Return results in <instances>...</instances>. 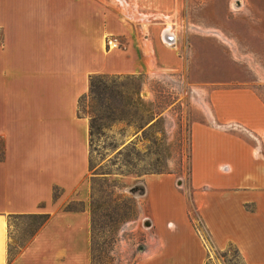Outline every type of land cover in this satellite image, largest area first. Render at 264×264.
Instances as JSON below:
<instances>
[{"label": "crops", "instance_id": "obj_1", "mask_svg": "<svg viewBox=\"0 0 264 264\" xmlns=\"http://www.w3.org/2000/svg\"><path fill=\"white\" fill-rule=\"evenodd\" d=\"M133 1L141 11L179 12L193 0ZM227 1L221 22L204 28L184 13L185 36L172 31L169 43L163 29L143 22L148 12L116 0H0V264H91L90 120L79 112L91 77L185 67L189 76L201 37L238 50L248 38L246 56L261 67L264 0ZM210 68L192 82L248 83L214 79ZM178 181L154 173L136 188L148 215L135 264H207L210 246H234L243 264H264L261 94L211 91L205 120L191 129L190 179ZM22 216L45 221L11 256L12 222Z\"/></svg>", "mask_w": 264, "mask_h": 264}, {"label": "rangeland", "instance_id": "obj_2", "mask_svg": "<svg viewBox=\"0 0 264 264\" xmlns=\"http://www.w3.org/2000/svg\"><path fill=\"white\" fill-rule=\"evenodd\" d=\"M116 1L143 10L137 3L132 4L133 0ZM227 2L193 0L188 8L183 4L179 12L172 8L167 12H141L149 13L144 23L164 31H182L185 36L189 25L184 13L189 12L192 22L204 28L221 22L223 13L230 11ZM235 8L233 3L230 9ZM249 41L242 40L239 50L226 44L228 51L223 44L209 45L199 38L191 54L189 76L187 67L182 72L158 69L144 74L95 75L94 92L89 91L79 104L80 114L89 118L91 125V264L137 262L147 236L144 222L148 204L135 190L143 187L147 175L154 173H173L179 184H188L191 129L195 122L205 120L211 91L250 88L264 97V60L258 67L248 59L246 50L253 46ZM207 62L211 65L208 74L214 79L248 83L192 82L207 78ZM192 215L202 231L193 211ZM44 221V217L33 216L13 220L11 256ZM210 249L207 264H243L234 246Z\"/></svg>", "mask_w": 264, "mask_h": 264}, {"label": "built area", "instance_id": "obj_3", "mask_svg": "<svg viewBox=\"0 0 264 264\" xmlns=\"http://www.w3.org/2000/svg\"><path fill=\"white\" fill-rule=\"evenodd\" d=\"M168 34H170V35H172L174 37V35L171 34V32L165 31V39L168 36ZM166 41L169 42L167 39H166ZM173 42H169V43H173ZM107 44H108L109 47H111V46L116 47L118 45V43L116 42V39H113V38H108L107 39Z\"/></svg>", "mask_w": 264, "mask_h": 264}, {"label": "trees", "instance_id": "obj_4", "mask_svg": "<svg viewBox=\"0 0 264 264\" xmlns=\"http://www.w3.org/2000/svg\"><path fill=\"white\" fill-rule=\"evenodd\" d=\"M96 78V76H92L91 77V85H90V91L91 92H94V90H93V87L95 86V83H94V79ZM84 98V97H83ZM81 100H82V98H81ZM80 100V101H81ZM90 134H91V125H90Z\"/></svg>", "mask_w": 264, "mask_h": 264}, {"label": "water", "instance_id": "obj_5", "mask_svg": "<svg viewBox=\"0 0 264 264\" xmlns=\"http://www.w3.org/2000/svg\"><path fill=\"white\" fill-rule=\"evenodd\" d=\"M166 39L169 41V42H173L174 41V37L170 34H168V36L166 37Z\"/></svg>", "mask_w": 264, "mask_h": 264}]
</instances>
